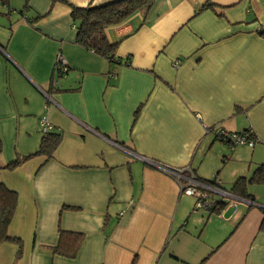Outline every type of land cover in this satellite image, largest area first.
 <instances>
[{
  "label": "crops",
  "instance_id": "crops-1",
  "mask_svg": "<svg viewBox=\"0 0 264 264\" xmlns=\"http://www.w3.org/2000/svg\"><path fill=\"white\" fill-rule=\"evenodd\" d=\"M113 1L10 0L0 18V166L38 150L44 116L63 133L54 159L0 171L19 195L17 264H264V186L229 192L264 164V0H154L106 30L119 64L78 45L71 18L72 5ZM158 165L230 196L208 191L218 207L195 210ZM59 229L85 236L76 258L53 254ZM17 251L1 245L0 264Z\"/></svg>",
  "mask_w": 264,
  "mask_h": 264
},
{
  "label": "trees",
  "instance_id": "trees-1",
  "mask_svg": "<svg viewBox=\"0 0 264 264\" xmlns=\"http://www.w3.org/2000/svg\"><path fill=\"white\" fill-rule=\"evenodd\" d=\"M153 4L154 0H116L101 6H92L90 4L87 7H76L72 5L71 18L77 31L76 43L84 49L92 51L96 55L105 58L111 64H119L120 59L116 55L119 43L110 42L107 38L106 30L112 26L122 24L136 13H140L144 17L147 16ZM9 5L10 0H0V18H10L13 12ZM212 6V4H206L204 8ZM25 13L26 12L24 11L21 15H24ZM12 26L13 24L11 23L10 28H12ZM259 33L264 34V30L259 31ZM56 62H58V59ZM55 70L58 74L65 75L69 69L67 72L62 73L58 63H56ZM43 118L40 120L43 135L38 150L29 155L16 157L14 161L7 165L0 166V171H13L26 162L38 157H45L46 161L55 158V153L63 140V133L55 130L52 124H50L51 129L49 131H43L41 125ZM244 132L248 133L251 138H254V133L251 130H246ZM2 148L3 145L0 139V154L2 153ZM202 181L219 187V184L215 180ZM251 185L264 186V164L257 165L249 178H239L229 189V192L233 195L249 200L252 199V195L248 191V188ZM18 203V193L9 189L4 183H0V246L3 244H13L17 246L18 251L14 261L15 264H17L22 258L24 252L22 239L9 234V229L14 220ZM215 204L214 209L218 207L217 203ZM66 209L75 210L72 207H63V210ZM196 209L199 210L195 206V210ZM262 213L264 215V210ZM261 230L264 231V219L261 225ZM84 239L85 236L81 233H72L59 229L58 243L52 248V252L54 255L74 259L77 257Z\"/></svg>",
  "mask_w": 264,
  "mask_h": 264
},
{
  "label": "built area",
  "instance_id": "built-area-1",
  "mask_svg": "<svg viewBox=\"0 0 264 264\" xmlns=\"http://www.w3.org/2000/svg\"><path fill=\"white\" fill-rule=\"evenodd\" d=\"M57 63L62 73L67 72L68 66L63 57L59 56ZM41 125L43 131H49L51 129V125L46 117L42 119ZM216 135L222 142H225L232 147L238 145H249L250 147H253L255 144L254 138H251L249 134L245 132L232 133L218 129ZM159 166L161 165H158V167ZM159 169L173 177L178 182L182 193L193 196L196 199V207L199 210L212 211L216 205L215 202L209 200L207 194L208 191H216L221 195L230 196L227 192L215 189L212 185L197 178L193 170L189 167L185 169H172L161 166Z\"/></svg>",
  "mask_w": 264,
  "mask_h": 264
},
{
  "label": "rangeland",
  "instance_id": "rangeland-1",
  "mask_svg": "<svg viewBox=\"0 0 264 264\" xmlns=\"http://www.w3.org/2000/svg\"><path fill=\"white\" fill-rule=\"evenodd\" d=\"M161 166H162V165H161ZM161 166H159V167H157V168L159 169ZM162 167H165V166H162Z\"/></svg>",
  "mask_w": 264,
  "mask_h": 264
}]
</instances>
